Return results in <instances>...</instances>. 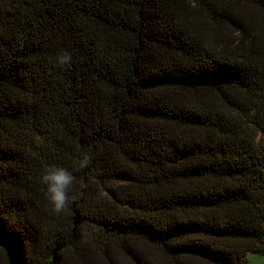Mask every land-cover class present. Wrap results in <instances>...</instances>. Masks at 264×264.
<instances>
[{
	"label": "trees",
	"instance_id": "trees-1",
	"mask_svg": "<svg viewBox=\"0 0 264 264\" xmlns=\"http://www.w3.org/2000/svg\"><path fill=\"white\" fill-rule=\"evenodd\" d=\"M80 152L92 163L56 215L39 176ZM252 252L264 254V0H0V264Z\"/></svg>",
	"mask_w": 264,
	"mask_h": 264
},
{
	"label": "clouds",
	"instance_id": "clouds-1",
	"mask_svg": "<svg viewBox=\"0 0 264 264\" xmlns=\"http://www.w3.org/2000/svg\"><path fill=\"white\" fill-rule=\"evenodd\" d=\"M59 69L71 63V56L67 52L59 54L54 61ZM92 163V156L87 152H80L72 159V170L58 165H48L42 170L39 182L43 185L44 196L50 205V210L60 215L65 213L75 201L71 194L76 176L75 171L88 168Z\"/></svg>",
	"mask_w": 264,
	"mask_h": 264
},
{
	"label": "rangeland",
	"instance_id": "rangeland-1",
	"mask_svg": "<svg viewBox=\"0 0 264 264\" xmlns=\"http://www.w3.org/2000/svg\"><path fill=\"white\" fill-rule=\"evenodd\" d=\"M148 250H146V254L148 257H158L159 256V253L157 250H152L150 248H147ZM249 261H250V264H264V254H260V253H250L249 254Z\"/></svg>",
	"mask_w": 264,
	"mask_h": 264
}]
</instances>
